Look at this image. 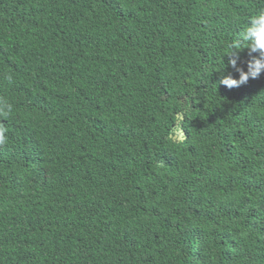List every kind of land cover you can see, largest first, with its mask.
<instances>
[{"label":"trees","instance_id":"obj_1","mask_svg":"<svg viewBox=\"0 0 264 264\" xmlns=\"http://www.w3.org/2000/svg\"><path fill=\"white\" fill-rule=\"evenodd\" d=\"M261 8L0 0V264H264Z\"/></svg>","mask_w":264,"mask_h":264},{"label":"clouds","instance_id":"obj_2","mask_svg":"<svg viewBox=\"0 0 264 264\" xmlns=\"http://www.w3.org/2000/svg\"><path fill=\"white\" fill-rule=\"evenodd\" d=\"M230 51L225 52L230 56L229 63L239 72V78H235L231 73L224 75L219 81L220 84L231 89L239 87L248 82L249 78H257L264 72V8H261L251 15L246 25L233 39L229 45ZM247 48L249 54L258 53L248 63V70L237 66L238 57L235 50ZM224 54V55H225Z\"/></svg>","mask_w":264,"mask_h":264}]
</instances>
